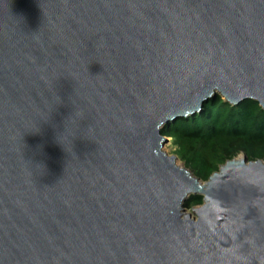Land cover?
I'll return each instance as SVG.
<instances>
[{"label":"water","instance_id":"obj_1","mask_svg":"<svg viewBox=\"0 0 264 264\" xmlns=\"http://www.w3.org/2000/svg\"><path fill=\"white\" fill-rule=\"evenodd\" d=\"M215 94L264 109V0H0V264H264V159L162 149Z\"/></svg>","mask_w":264,"mask_h":264},{"label":"trees","instance_id":"obj_2","mask_svg":"<svg viewBox=\"0 0 264 264\" xmlns=\"http://www.w3.org/2000/svg\"><path fill=\"white\" fill-rule=\"evenodd\" d=\"M161 132L172 139L178 159L203 181L239 154L264 159V109L252 99L232 105L215 94L200 112L169 122ZM201 203L200 195H191L184 206Z\"/></svg>","mask_w":264,"mask_h":264},{"label":"rangeland","instance_id":"obj_3","mask_svg":"<svg viewBox=\"0 0 264 264\" xmlns=\"http://www.w3.org/2000/svg\"><path fill=\"white\" fill-rule=\"evenodd\" d=\"M167 138H168L167 142L164 143V145L162 147L163 151H165L167 154H170V155H176L175 154V145L172 143V139L170 137H167ZM239 155H242V154H239ZM177 162L180 165H184L183 162L180 159H177ZM199 205L200 204L194 205V206H199ZM184 212L191 214L192 217H195L194 214L191 211V207H185L184 206Z\"/></svg>","mask_w":264,"mask_h":264}]
</instances>
